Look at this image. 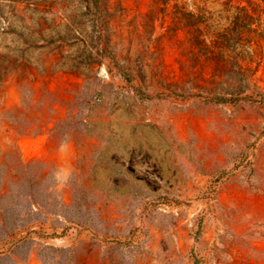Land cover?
Segmentation results:
<instances>
[{"label": "rangeland", "instance_id": "rangeland-1", "mask_svg": "<svg viewBox=\"0 0 264 264\" xmlns=\"http://www.w3.org/2000/svg\"><path fill=\"white\" fill-rule=\"evenodd\" d=\"M222 1L0 0V264H264V43L238 93Z\"/></svg>", "mask_w": 264, "mask_h": 264}, {"label": "trees", "instance_id": "trees-1", "mask_svg": "<svg viewBox=\"0 0 264 264\" xmlns=\"http://www.w3.org/2000/svg\"><path fill=\"white\" fill-rule=\"evenodd\" d=\"M211 1L216 2L217 0ZM231 1L234 0H223L220 4L223 8H231ZM244 1L246 2L245 6H233L237 14L233 16L228 24L218 25L222 17L219 15L220 10L216 9L208 11L207 16L203 14L196 16V21L203 26L194 29L197 42L198 37L202 34L205 33L208 36L209 47L202 44L204 47L209 48L206 53L209 56H216L215 59H222L226 62V66H224L227 71L225 76L230 80H237L236 89L238 93L249 87L250 80L247 76L249 67L246 63L251 62L253 56L260 53V50H257L253 44L264 43V0H259L260 12L253 14L249 11L254 7L251 6L252 2L249 0ZM196 9L202 10L203 6L198 4ZM213 19L217 24H212L211 20ZM240 61H243L245 65L242 66L239 63ZM230 68H235V73L232 72L233 77L228 72Z\"/></svg>", "mask_w": 264, "mask_h": 264}]
</instances>
